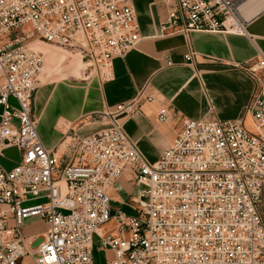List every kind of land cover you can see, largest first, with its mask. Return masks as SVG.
<instances>
[{
	"label": "built area",
	"instance_id": "2783aa9c",
	"mask_svg": "<svg viewBox=\"0 0 264 264\" xmlns=\"http://www.w3.org/2000/svg\"><path fill=\"white\" fill-rule=\"evenodd\" d=\"M244 1L160 0V33L245 34ZM139 40L133 0H0V144L21 154L13 169L0 165V264L32 255V264H94L95 243L113 254L105 264H264V54L241 65L254 88L236 120H184L155 162L121 122L152 101L143 92L98 113L103 128L78 140L66 164L42 143L39 43L68 48L78 70L103 83L112 59ZM168 117L159 107L157 121ZM125 170L135 184L130 213L111 197ZM36 218L48 229L31 251L21 228Z\"/></svg>",
	"mask_w": 264,
	"mask_h": 264
},
{
	"label": "crops",
	"instance_id": "0c3cea01",
	"mask_svg": "<svg viewBox=\"0 0 264 264\" xmlns=\"http://www.w3.org/2000/svg\"><path fill=\"white\" fill-rule=\"evenodd\" d=\"M249 0L244 1L245 5ZM140 40L124 56L112 59V79L101 83L97 76L71 81L45 80L34 93L37 132L44 146L55 153L62 165L71 157V147L103 128L98 113L135 99L141 92L152 101L121 119L126 134L136 142L144 156L155 162L168 147L186 119L236 120L248 105L254 84L241 65L264 54V5L249 15L251 7L240 10L245 19V34L191 31L161 34L165 10L160 0H133ZM257 6V5H255ZM193 54L186 61L187 54ZM79 73V70H78ZM165 106L169 117L157 121V110ZM21 159L16 146L0 144V165L13 169ZM132 172H125L114 183L111 197L114 206L130 210L125 202L135 194ZM264 214V190L261 192ZM33 220V219H32ZM24 233L35 251L48 229ZM40 239L36 247L34 242ZM34 255L25 258L32 264ZM113 254L95 243L94 264H105Z\"/></svg>",
	"mask_w": 264,
	"mask_h": 264
},
{
	"label": "rangeland",
	"instance_id": "374dc122",
	"mask_svg": "<svg viewBox=\"0 0 264 264\" xmlns=\"http://www.w3.org/2000/svg\"><path fill=\"white\" fill-rule=\"evenodd\" d=\"M40 50L43 52L45 61H46V72L41 75L40 80H62L63 78H68L71 81H80V79L88 78L90 79L91 75L83 70L79 71L77 65L80 63L78 56L72 54L68 48H62L54 44H44L39 43ZM42 82L39 86H41ZM131 180H134L133 174ZM127 213H130L131 210L125 209ZM37 219V218H36ZM32 222L25 227L22 231L24 233H32L37 230L44 229L43 223L40 221H35L31 219ZM40 239L34 242L33 247H36Z\"/></svg>",
	"mask_w": 264,
	"mask_h": 264
},
{
	"label": "bare ground",
	"instance_id": "6f19581e",
	"mask_svg": "<svg viewBox=\"0 0 264 264\" xmlns=\"http://www.w3.org/2000/svg\"><path fill=\"white\" fill-rule=\"evenodd\" d=\"M255 5H257V6H255ZM262 5H264V0H249L245 5H242L240 7V10L243 13V10L245 8H246L245 10H247L248 8H250L252 6L251 7V10L250 11L247 10V14H246V15H249L250 16L251 14L255 13V11H257L258 9H261L262 8ZM78 66H77V68H78Z\"/></svg>",
	"mask_w": 264,
	"mask_h": 264
}]
</instances>
